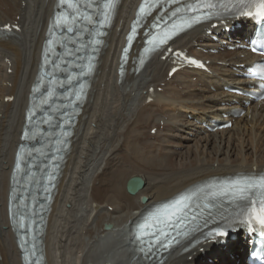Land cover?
<instances>
[{"label":"bare ground","instance_id":"obj_1","mask_svg":"<svg viewBox=\"0 0 264 264\" xmlns=\"http://www.w3.org/2000/svg\"><path fill=\"white\" fill-rule=\"evenodd\" d=\"M55 1L0 0V26L20 27L19 33L0 39V264H22L18 236L8 217L10 177ZM139 1L120 2L100 51L42 227L39 248L44 264H151L130 245L133 223L145 210L198 182L264 170V107H253L251 119L235 120L230 130L206 134L201 126L229 109L221 106L233 98L224 86L247 84L235 77L233 69L240 64L248 67L257 58L240 59L243 52L197 51L219 48L210 43L208 30L219 34L221 41L228 38L221 28L207 24L170 46L208 60L210 74L183 70L167 80L169 62L160 59L163 54L154 55L138 74L131 72L139 45L120 77L121 48ZM151 88L154 91L148 94ZM148 95L153 98L150 104ZM12 96L11 103L5 102ZM134 177L143 181V187L130 196L125 186ZM142 197L146 202H140ZM106 224L111 225L109 231L103 228ZM240 240L230 243L227 251L205 243L185 253L190 243L184 244L164 254L161 264H209L212 256L211 264H243L240 249L245 244Z\"/></svg>","mask_w":264,"mask_h":264},{"label":"water","instance_id":"obj_2","mask_svg":"<svg viewBox=\"0 0 264 264\" xmlns=\"http://www.w3.org/2000/svg\"><path fill=\"white\" fill-rule=\"evenodd\" d=\"M132 182H136L137 183V186H140L141 185V181L139 180H134V181H131ZM129 189L131 190L132 188L129 186Z\"/></svg>","mask_w":264,"mask_h":264},{"label":"rangeland","instance_id":"obj_3","mask_svg":"<svg viewBox=\"0 0 264 264\" xmlns=\"http://www.w3.org/2000/svg\"><path fill=\"white\" fill-rule=\"evenodd\" d=\"M162 110H164V111H169V110H170V111H171L172 108H165V109H162ZM257 131H259L258 128H257ZM261 131H262V130H261ZM145 135H146V132H145ZM180 144H181V143H180Z\"/></svg>","mask_w":264,"mask_h":264},{"label":"snow or ice","instance_id":"obj_4","mask_svg":"<svg viewBox=\"0 0 264 264\" xmlns=\"http://www.w3.org/2000/svg\"><path fill=\"white\" fill-rule=\"evenodd\" d=\"M260 223L264 224V218L260 219Z\"/></svg>","mask_w":264,"mask_h":264}]
</instances>
